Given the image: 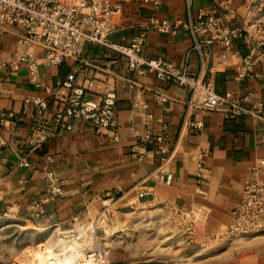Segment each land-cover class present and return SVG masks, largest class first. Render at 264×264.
I'll use <instances>...</instances> for the list:
<instances>
[{"label": "crops", "instance_id": "0c3cea01", "mask_svg": "<svg viewBox=\"0 0 264 264\" xmlns=\"http://www.w3.org/2000/svg\"><path fill=\"white\" fill-rule=\"evenodd\" d=\"M123 2V0H113ZM248 0H233L237 18L232 24L244 23ZM213 4L212 0H194L191 14L196 17L199 7ZM156 14L171 21L189 16L186 0H131L113 18L114 41L129 42L146 31L143 54L154 58L163 56L178 65L187 63L192 72L202 73L214 80L218 92L240 100L249 89L257 94L256 105L264 112V85L252 75L243 80L235 77L232 65L207 59L202 68L200 54L190 50L193 39L187 29L177 33H162L149 26ZM25 28L22 25L0 27V110L12 109L24 114L21 123L0 124V222L17 223L36 230L63 231L80 238L88 228L91 217L107 202L149 205L159 202L182 213L199 216L207 226L225 229L231 222L233 209L242 201L251 170L259 165L258 178L264 180V125L250 114L228 116L223 110L209 111L204 116L202 130L184 125L188 90L173 82H163L152 72L137 74L129 68L128 58L101 45L87 43L78 59H67L60 65H50L46 50L34 47L40 61L42 83L35 86L29 79L25 64L13 67L22 49ZM236 45L246 54L247 45ZM215 53L223 48L214 45ZM190 54L186 62L187 55ZM74 71L81 83L88 79L95 86L87 95L100 99L102 81L107 77L118 88L117 141L108 130L97 132L87 123L75 122L74 129L50 138L42 147L29 153L30 166H21L19 158L29 133L34 105L29 96L45 97L69 72ZM255 71L264 76V65L256 63ZM136 82L133 88L131 84ZM159 90L168 96L165 103L155 98ZM140 99L134 105L132 97ZM53 106V98L50 97ZM169 127L166 144L172 149L169 166L174 177L166 183L158 169L157 147L149 139L156 138ZM202 149L209 154L202 160L210 167L204 179H198V161ZM54 170L64 180L65 193L48 201L45 212L36 216L29 209L31 201L45 195L46 171ZM8 212V215L5 213Z\"/></svg>", "mask_w": 264, "mask_h": 264}, {"label": "built area", "instance_id": "2783aa9c", "mask_svg": "<svg viewBox=\"0 0 264 264\" xmlns=\"http://www.w3.org/2000/svg\"><path fill=\"white\" fill-rule=\"evenodd\" d=\"M123 0H0V27L22 25L25 33L22 38L23 49L18 59L10 65L19 67L25 64L29 79L35 86L42 83L40 61L35 56L34 47L45 48V59L50 65H60L67 59L81 57L87 43L101 45L119 52L128 58L129 68L137 74L154 73L163 82H173L184 86L189 97L186 100L184 125L189 129L202 130L204 116L209 111L223 110L230 117L250 114L261 119L264 125V112L256 105L257 94L248 90L240 100L218 92L214 80L199 72H192L187 63L178 65L174 61L158 56H144L146 31L135 35L129 42L114 41L113 18L123 9ZM160 3L163 0H143ZM233 0H212L213 4L200 6L197 16L191 14L194 0H186L189 16L186 20L171 21L152 14L149 26L162 33H177L187 29L193 39L191 50L200 54L202 68L207 59L216 60L222 65H232L238 80L255 75L264 85V76L255 71L256 63L264 65V0H248L244 23L233 25L237 11L232 6ZM241 39L246 45V54L236 45ZM214 45H220L223 51L215 53ZM190 54L187 55L186 62ZM93 79L81 83L74 71L69 72L53 88H47L45 97L29 96L26 102L34 105V113L29 122V133L24 142V151L19 158L21 166H30L29 153L42 147L50 138L66 134L74 129L75 122L87 123L97 132L108 130L115 140L120 139L117 126L118 88L116 82L107 77L102 81L100 99L87 95L95 86ZM136 82L131 86L134 88ZM155 98L165 103L168 96L159 90ZM50 97L53 98V106ZM134 105H140V99L133 95ZM26 120L24 114L12 109L0 110V124L21 123ZM169 127L164 126L160 135L149 139L159 154L158 169L166 183L171 184L174 174L169 162L172 149L166 144ZM5 144V141H1ZM209 154L202 149L198 161V179L210 172L203 158ZM259 165L251 170V177L246 182L242 201L233 209L231 222L225 228L228 236L243 233L264 232V180L258 178ZM45 195L37 197L29 204V209L36 216L45 212L48 201L64 195V180L54 170L46 171ZM190 214V213H188ZM8 215V212L5 213Z\"/></svg>", "mask_w": 264, "mask_h": 264}, {"label": "rangeland", "instance_id": "374dc122", "mask_svg": "<svg viewBox=\"0 0 264 264\" xmlns=\"http://www.w3.org/2000/svg\"><path fill=\"white\" fill-rule=\"evenodd\" d=\"M224 230L159 202L113 200L80 238L0 222V264H264V232Z\"/></svg>", "mask_w": 264, "mask_h": 264}]
</instances>
